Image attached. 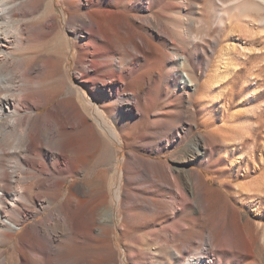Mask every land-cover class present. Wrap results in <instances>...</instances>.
<instances>
[{
    "label": "bare ground",
    "instance_id": "bare-ground-1",
    "mask_svg": "<svg viewBox=\"0 0 264 264\" xmlns=\"http://www.w3.org/2000/svg\"><path fill=\"white\" fill-rule=\"evenodd\" d=\"M155 1L0 0V52L6 57L14 55L8 46L21 51L33 39L61 30L62 22L71 30V37L55 38L52 53L25 59L18 52L20 68H0V246H7L0 248V264H255L263 253L264 244L255 242L257 229L239 224L236 207L232 213L221 210L217 219L209 208L218 201L216 186L239 197L227 189L231 179L220 176L224 171L230 177L242 166L236 178L260 174L243 184L246 197L239 201L264 200V157L255 163L258 147L253 141L248 145V126L241 125L240 132L234 125L239 111L223 115L219 124L208 91L191 99L201 84L187 65L205 48L195 42L193 48L179 46V35L152 11ZM219 2L220 8H243L239 0ZM72 62L82 88L69 80ZM143 65L150 72L141 77L136 69ZM173 68H180L176 103L167 97L159 112L156 100L171 90L165 82ZM61 69L67 83L58 79ZM40 78L54 86L42 88ZM64 83L66 95L38 112L62 93ZM198 111L204 115L192 120ZM147 116L152 120L144 124ZM192 123L212 138L197 135L172 158L184 162L199 154V165L213 167L216 186L204 181L200 170L184 168L185 179L181 168L158 156L184 142ZM120 144L127 147L121 159ZM92 160L94 172L87 168ZM192 203L203 214L208 210V217L191 216ZM28 219L33 220L21 227ZM144 229L155 247L142 246L138 233ZM118 230L122 245L115 242ZM193 239L199 241L195 246ZM190 247L193 252L182 256ZM165 254L172 262L160 261Z\"/></svg>",
    "mask_w": 264,
    "mask_h": 264
},
{
    "label": "rangeland",
    "instance_id": "rangeland-1",
    "mask_svg": "<svg viewBox=\"0 0 264 264\" xmlns=\"http://www.w3.org/2000/svg\"><path fill=\"white\" fill-rule=\"evenodd\" d=\"M222 1L227 3L229 0ZM220 4L219 0H156L152 11L158 16L162 26L168 27L172 32L175 30L173 35H179V46L193 48V44L195 42L198 46H203L205 48L204 55H200L199 58L191 56L189 64L187 65V68L191 70L192 76L201 84V87H199L200 85L198 86L196 93L194 92L196 89L195 87L191 91V99L197 100L201 97L203 92L208 91L210 99L209 103L213 105L211 109L214 113L220 115L217 120V123L219 124L222 123L219 119L220 117L223 118V115L232 116L234 113L239 111L236 116L237 120L234 121L238 123H233L236 126L239 124L237 127H239L240 132L242 130V128H240L241 125L246 127L248 126V129L246 130V135L250 138L248 140V145H251L252 141L256 143L258 148L255 154V163H262L264 157V0H239L237 5L243 6L241 10H232L233 7L230 5L220 8ZM57 11L60 13V7L57 8ZM220 12H223V16L221 18ZM219 21L223 22V26L221 28L219 27ZM60 35L64 38L66 36L71 37V30L67 28V25L64 22L61 24V30L55 29L42 39H33L32 41L26 43L24 45L25 49L21 51H16V49H14L11 45L8 46L7 49H10L14 55L12 58L6 57L1 51L0 68L6 70L13 69V71L20 68L19 62L16 60L18 58V52L21 53V57L25 59L32 57L37 52L52 53L54 40L56 37H61ZM232 45L236 46L237 49H235V47L231 49L230 46ZM64 53L65 49L64 51L61 50L60 58L62 57V63L64 61ZM70 66V69H68L69 80L78 87L82 88L83 86L81 82L74 77V63H70ZM163 68H169V66L167 65L166 67L164 64ZM148 69L147 65H143L141 68L136 69V73L142 77V75L150 72ZM179 73L180 68H173L171 78L165 82L169 86V90H171L168 91V94L166 90V92L160 94L157 98L155 108H157L159 112L164 111L167 97L171 99L170 102L173 101L172 103H176L174 102V99L177 94L178 83L180 81L177 76ZM64 76V71L61 69L58 79L62 82L66 81L67 83L68 79H65ZM40 80L42 88L46 90L51 89L54 86L53 82L45 78H40ZM200 81H206L210 88L207 84H205V86L202 84L203 82L201 83ZM66 83L63 85L64 90L62 93L60 95H56L55 97H53V95L50 102L46 106L41 107L38 112H44L56 100L61 99L66 95V90L68 89ZM159 84L163 88V77L159 80ZM203 115V111H198L197 114L192 115V120ZM150 120H152L150 116L145 117L143 119L144 124H148ZM192 126V132L186 137L184 142H181L179 146L174 149L162 151L158 154V156L161 159H165L173 168H181V172L185 179L188 176L187 173L184 172V168L200 170L203 180L211 183L213 186H216L214 185L215 174L211 171L213 167L208 170L204 166L199 165L197 162L199 161L197 159V155L199 154H197L194 158L189 156V158L184 162H179L172 158L175 151L181 149L187 142L192 141L195 136L207 135L208 138H212L204 129L205 127L195 126L193 123ZM238 137L241 138V135L239 134ZM116 143V145L119 146L118 142ZM120 145L122 147V152L119 153V159H121L127 151V147L125 145ZM212 159H214V157ZM30 162L31 164L37 163L36 157H30ZM94 163L95 161L92 160L87 167L91 169V171L93 170L92 172L97 169ZM112 163L114 164L113 161ZM43 165L48 167L49 163L43 161ZM242 168L243 166L239 167L230 177L227 172L223 171L221 174V178L226 177L231 179L230 182L233 184V187H229L227 189L230 191L235 190L240 193H238L239 197H235L234 193L226 195L222 191L223 189L225 190L224 186H221L222 188L220 186H216L221 191L218 190V201L209 208V210H212V214H214L211 219H217L218 214L223 209L232 213V207L234 206L240 214L241 221L239 224L247 227L248 231L249 229L251 230L256 228L258 234L255 238V242L257 240L258 242H261V244H264V200L257 201L254 197H252L251 200H248L247 202L242 203L239 201L240 198L246 197L245 192L243 191V184L252 183L254 178L260 173L254 174L250 172V175L246 178H236V171L242 172ZM78 178H81V176L74 177V179ZM71 180L72 179L65 180L64 186L69 187ZM117 184L118 182L113 185V190L116 189ZM188 191L190 192V189H188ZM261 192L264 193V189H262ZM187 212L194 217L199 215L202 219L204 217H208L207 215L209 213L207 210L203 214L195 203L191 204V207L187 210ZM45 213L46 211H43L36 218H40V216ZM32 220L33 219H28L23 223V225H21V227L27 225ZM224 225H227L226 221H224ZM241 230L242 232H245L242 228ZM20 231L21 228L16 229L17 233ZM149 232V229H144L138 233L144 238L143 241L140 240L143 245H140L144 247H155V244L152 246L146 241V238L149 236ZM132 235L133 233L129 234L126 240L130 241ZM123 240L124 239L118 230L115 238L116 244L122 245ZM177 242L178 241H174L172 244L176 245ZM198 242L199 241L197 239H193L192 246H195ZM233 242H237L235 234L233 235ZM249 246V244L246 245V250H249ZM6 247V245L0 246V248ZM192 252L193 250L191 247L187 248L182 253V256L187 257V255ZM115 257L117 258L118 255ZM168 258H170V256L165 254L162 258H160V261L168 262L170 260L169 262H172L171 259L167 261ZM256 260L257 261L254 262L255 264H264V250L263 253L257 256ZM127 264L130 263L128 262Z\"/></svg>",
    "mask_w": 264,
    "mask_h": 264
}]
</instances>
